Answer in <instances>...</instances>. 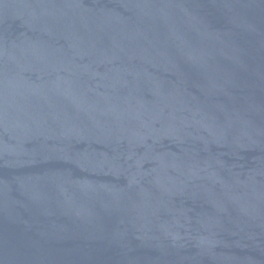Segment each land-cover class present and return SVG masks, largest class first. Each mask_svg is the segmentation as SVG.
<instances>
[{
	"label": "water",
	"instance_id": "water-1",
	"mask_svg": "<svg viewBox=\"0 0 264 264\" xmlns=\"http://www.w3.org/2000/svg\"><path fill=\"white\" fill-rule=\"evenodd\" d=\"M0 264H264V0H0Z\"/></svg>",
	"mask_w": 264,
	"mask_h": 264
}]
</instances>
